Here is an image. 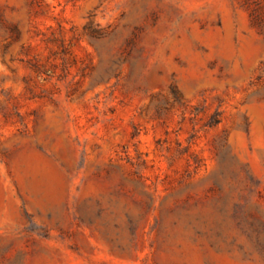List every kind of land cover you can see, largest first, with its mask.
<instances>
[{
  "label": "rangeland",
  "instance_id": "obj_1",
  "mask_svg": "<svg viewBox=\"0 0 264 264\" xmlns=\"http://www.w3.org/2000/svg\"><path fill=\"white\" fill-rule=\"evenodd\" d=\"M0 264H264V0H0Z\"/></svg>",
  "mask_w": 264,
  "mask_h": 264
},
{
  "label": "trees",
  "instance_id": "obj_2",
  "mask_svg": "<svg viewBox=\"0 0 264 264\" xmlns=\"http://www.w3.org/2000/svg\"><path fill=\"white\" fill-rule=\"evenodd\" d=\"M17 40V38H12V42ZM31 67L33 68L34 72L37 74H46V73H51L49 70L51 66L50 63L44 64L38 59H33Z\"/></svg>",
  "mask_w": 264,
  "mask_h": 264
}]
</instances>
